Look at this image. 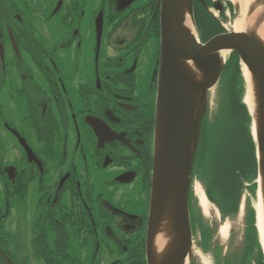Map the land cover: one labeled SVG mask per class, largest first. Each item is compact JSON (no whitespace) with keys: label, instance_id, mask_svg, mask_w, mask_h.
Wrapping results in <instances>:
<instances>
[{"label":"flooded vegetation","instance_id":"1","mask_svg":"<svg viewBox=\"0 0 264 264\" xmlns=\"http://www.w3.org/2000/svg\"><path fill=\"white\" fill-rule=\"evenodd\" d=\"M124 3L0 0V264H15L6 242L17 239L4 228L12 211L32 256L69 232L89 264L150 262L161 7ZM192 178L194 238L193 181L204 190L206 181ZM209 225L210 246H199L210 264H264L247 226L232 254L213 246ZM193 254L187 264H197Z\"/></svg>","mask_w":264,"mask_h":264},{"label":"water","instance_id":"2","mask_svg":"<svg viewBox=\"0 0 264 264\" xmlns=\"http://www.w3.org/2000/svg\"><path fill=\"white\" fill-rule=\"evenodd\" d=\"M133 1L126 0L123 6L127 7ZM214 5L217 10H223L221 1ZM262 5L264 0H255L250 7V13ZM160 7L161 58L148 244L149 264H156L154 240L169 200L172 201V231L179 234L180 238L160 264H185L193 249L188 194L193 179L202 119L208 110V94L220 81L228 58L224 59L220 53L222 50L236 51L241 64H246L252 73L257 116L250 109L249 111L253 116L252 133L257 146L258 190L261 175L264 190V43L257 35L256 27L248 32H236L233 29L202 42L198 34L194 37L184 25L187 7L196 28L194 0H160ZM263 21L264 13L257 19L258 23ZM102 28L103 13L98 19V30ZM188 61H194L202 77L198 78L193 74L187 66ZM255 124L256 135L253 131ZM262 246L264 251L263 243Z\"/></svg>","mask_w":264,"mask_h":264},{"label":"trees","instance_id":"3","mask_svg":"<svg viewBox=\"0 0 264 264\" xmlns=\"http://www.w3.org/2000/svg\"><path fill=\"white\" fill-rule=\"evenodd\" d=\"M214 2L211 0H194V20L201 41L223 33L226 29L220 20L209 10ZM228 4L232 2L228 0ZM231 67V73L220 79V102L216 112L205 113L197 151L193 174L204 175L206 194L221 212L223 218L239 212L246 183L252 194L258 188L257 146L252 133L253 116L244 102L246 84L243 76L241 60L236 51H232L225 67ZM197 205V204H196ZM247 243L249 248H258L263 252L256 217V211L248 201ZM195 225L200 231L201 246L209 248L212 229L206 221L201 209L196 206ZM52 237V238H51ZM70 234L66 237L49 236L37 243L36 252L46 264H61L68 254H56L55 251H67Z\"/></svg>","mask_w":264,"mask_h":264},{"label":"rangeland","instance_id":"4","mask_svg":"<svg viewBox=\"0 0 264 264\" xmlns=\"http://www.w3.org/2000/svg\"><path fill=\"white\" fill-rule=\"evenodd\" d=\"M233 5H234L233 8L232 7L230 8L231 11L229 10V12H227L228 18H226L227 15L224 12L219 13V11L215 7H213V5L210 6L211 8L209 9L215 15V17L220 19L221 22L224 21L226 23L227 28L229 30H233V24H234V20L236 19V13H237L236 6L235 4ZM263 7L264 5L260 6V8H263ZM198 37H199V34H198ZM199 40L201 41L200 37H199ZM230 53L231 52L229 51L227 54V57L229 56ZM229 73H231V67L227 66L224 68L222 74L228 75ZM220 90H221V81L218 82L212 88V90H210L208 94V100H207L206 107L211 112V114L216 112V110L219 107L218 104L220 102V96H219ZM245 95H246V92H245ZM196 182H199V181L196 178H194L193 197H194L195 203L197 204L196 206H198L202 211V208L199 204V200L194 191V184ZM209 201L211 202V214L206 215L204 213V217L206 218V221L215 228L213 246L215 244L220 245L224 251H228V253L231 252L232 254L233 252L235 253L241 250L245 243L244 239H245L246 226H247V216L249 212V208L247 206L248 201L250 202L251 206L255 208L256 215H257V210H256L255 205H256V202L258 201V188H257L256 194H252L249 188L244 189L242 200H241V205L239 207V212L233 215L232 217H229L225 221L229 224V234H228V237L226 238H224L220 233V227L223 223H225L222 221L221 213L217 209L216 205L213 204L211 200ZM14 217L15 216L13 215V211H12L10 216L4 222V228L9 233L12 232L15 240L17 239L16 242H13V241L6 242L9 248L13 250L12 258L15 264H46V262L40 257L38 253H37L38 255L34 254V256L36 255L35 257L32 256V254H30L29 249L27 247V241L26 242L22 241L23 238L20 239V236H19L20 230L18 227V222L16 220L14 221ZM193 239H194L193 251L199 252V256H195V254H193L194 256H191V257H193L196 260L197 264H210L211 258H209V255L201 252L202 250L200 249V246H199L200 233L198 230L195 231ZM68 255L69 256L67 257V259L65 261H62L61 264H89V258H86L82 243L80 242L76 234H71L70 236ZM201 257H203V259H201Z\"/></svg>","mask_w":264,"mask_h":264},{"label":"bare ground","instance_id":"5","mask_svg":"<svg viewBox=\"0 0 264 264\" xmlns=\"http://www.w3.org/2000/svg\"><path fill=\"white\" fill-rule=\"evenodd\" d=\"M186 1V0H184ZM236 6V19L234 20L233 29L236 32H248V30L256 27L257 35L264 43V21L262 23H258L257 19L260 15L264 13V7L254 10L253 13H250V7L254 3L255 0H231ZM186 3V2H185ZM184 25L185 28L192 33L194 37H197V31L194 26L192 17L188 8L186 7L184 13ZM230 50H222L220 53L225 58H227V54ZM187 66L190 70L195 74V76L202 77L199 70L196 68L194 61H188ZM243 72L246 79L247 91L245 95V102L247 103L249 109L251 110L254 116L256 114V100H255V85L252 77V73L249 71L246 64L243 63ZM257 121V118H256ZM257 124V123H256ZM256 124L253 128V131L256 135ZM261 156V154H260ZM260 187L258 190V201L256 202V210H257V227L260 233V237L262 243L264 244V190H263V179L262 175L259 178ZM194 191L199 200V204L202 208L203 213L206 215L211 214V202L209 201L206 192L203 186L196 182L194 184ZM171 210H172V201L169 200L167 206L165 208V214L163 216L162 222L159 224L158 233L155 236L154 240V253L156 256V264H160L162 260L170 253L171 249L177 243L180 238V235L172 231L171 225ZM221 235L226 238L229 234V224L227 222L223 223L220 227ZM195 254V256H199V252L191 251V254ZM203 259V257H201ZM187 264V261H185Z\"/></svg>","mask_w":264,"mask_h":264},{"label":"crops","instance_id":"6","mask_svg":"<svg viewBox=\"0 0 264 264\" xmlns=\"http://www.w3.org/2000/svg\"><path fill=\"white\" fill-rule=\"evenodd\" d=\"M233 4H234V3L232 2V5H230V7L233 8V6H234ZM229 10L231 11V9H228V12H229ZM232 11H233V10H232Z\"/></svg>","mask_w":264,"mask_h":264}]
</instances>
